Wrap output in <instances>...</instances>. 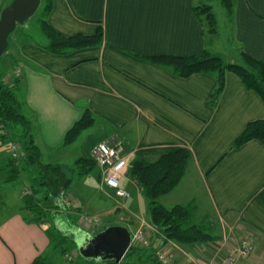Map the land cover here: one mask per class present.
<instances>
[{
	"label": "crops",
	"instance_id": "1",
	"mask_svg": "<svg viewBox=\"0 0 264 264\" xmlns=\"http://www.w3.org/2000/svg\"><path fill=\"white\" fill-rule=\"evenodd\" d=\"M12 1L0 0V16ZM49 3L47 19L58 32L94 35L101 30L103 36L99 44L65 54H54L22 33L10 36L2 61L5 79L18 88L41 157L47 155L46 163L55 164L52 157L67 154L64 150L82 134L69 145L66 134L86 108L96 117L94 126L104 136L118 135L131 157L153 162L188 148L193 161L178 186L165 195L176 196L174 202H160L169 208L198 202L197 212L208 219V226L217 220L251 233L254 257L243 258L242 264L251 258L252 264H264V144L253 139L233 147L249 121L264 119V100L236 73L227 72L224 89L212 104L215 74L183 77L144 57L190 56L207 49L228 63H242L243 52L261 58L264 0H234L232 14L223 11L222 26L217 20L223 35L211 38L194 10L198 0H41L39 8ZM8 157L0 141V168ZM188 176L194 186L199 184L206 203L179 188ZM133 195L123 204L134 213L144 207L150 222L148 200L140 192ZM72 232L76 237L88 231L75 227ZM161 238L158 232L157 243ZM189 246L174 248L178 264H200ZM51 250L46 225L27 222L20 210L0 220V264H31L42 254H50L51 260ZM219 254L218 261L228 255Z\"/></svg>",
	"mask_w": 264,
	"mask_h": 264
},
{
	"label": "trees",
	"instance_id": "2",
	"mask_svg": "<svg viewBox=\"0 0 264 264\" xmlns=\"http://www.w3.org/2000/svg\"><path fill=\"white\" fill-rule=\"evenodd\" d=\"M209 1L200 0L201 3L195 6L194 10L203 25L205 20L209 23V32L214 34L217 32V19L212 4L207 3ZM221 2L228 12L233 11L234 0H221ZM50 10L51 3L42 6L38 10L41 38L37 39L32 35H28L30 40L54 54H65L101 42L103 36L101 30L94 35L76 34L68 36L58 32L48 22L47 18ZM10 45L9 40L6 52L0 57V125H2L0 127H3L4 130L3 133H0V141L18 142L21 146L23 158L9 157L6 165L0 168V172H8L4 182L12 183L20 178L22 169L36 165L40 166V174L34 176L31 180L29 187L31 193L25 192L22 197L23 206L20 211L27 222L46 225L49 222V216L53 219L61 214L64 216V206L61 199H57L59 191H62L61 188L66 190L70 188L76 174H90L96 167V162L90 156L79 157L70 166L60 163H42L40 161L41 149L35 137L32 122L23 111V102L18 96V88L9 84L5 79L2 61ZM144 57L154 63L171 68L176 74L183 77L199 72L215 74L218 86L212 94V104H216L224 89L227 72L236 73L246 88L257 92L264 100V55L261 58H256L243 52L242 63H228L221 55L212 53L207 49L190 56L156 54L145 55ZM95 122L96 117L93 112L86 108L83 116L67 132L65 144L69 145L75 142L85 130L94 126ZM253 139H258L264 144V119L249 121L234 140L233 147H240ZM18 159L23 161V168L20 166ZM192 161L193 153L190 149L178 148L165 153L160 159L153 162L138 155H133L130 158L128 170V175L148 200L152 225L163 235L164 240L170 239L182 245L207 242L220 237L212 233L214 226H208L207 221L193 223L196 211L194 203L177 204L169 208L160 202L163 196L169 194L178 186ZM99 180L101 181V174ZM66 181L67 183L64 186ZM7 208V203L0 199V215ZM66 222H62V226L56 224L60 241L52 246L51 253L59 250L62 255H65L68 252L65 244L75 239L72 235V231L76 227L75 224L71 222L72 224L68 225ZM63 224H65V228ZM155 250L153 245L149 247L132 246L120 263H115L112 260L86 259L80 253L78 255L82 260L74 258L68 260V262L69 264H161L155 256ZM31 264H50V254L39 255Z\"/></svg>",
	"mask_w": 264,
	"mask_h": 264
},
{
	"label": "rangeland",
	"instance_id": "3",
	"mask_svg": "<svg viewBox=\"0 0 264 264\" xmlns=\"http://www.w3.org/2000/svg\"><path fill=\"white\" fill-rule=\"evenodd\" d=\"M200 0H198V4H200ZM213 6V12L217 20L221 23V19L224 20L223 11L225 7L223 6L221 0H210L209 2ZM40 9V8H39ZM230 15L232 12H228ZM204 18V16H203ZM205 20V18H204ZM217 21V32L212 34L209 32L210 25L207 21H204V29L207 37L216 36L217 34H221V29L219 23ZM222 26V23H221ZM22 33V35L33 36L34 38L40 39V16L39 11L35 13L33 16L29 17L24 23H21L17 26L16 30L12 34ZM220 37V36H219ZM1 133V132H0ZM113 133H111L112 135ZM108 139V136H104L99 127L92 126L91 128L85 130L82 133V136L79 140L73 144L72 146H67L64 151H68L65 155H59V157H52L55 162L66 165H73L74 162L82 156H90L91 151L95 144L100 141H105ZM5 144V148L9 150V157H12L11 146L12 141L6 140L1 141ZM8 157V158H9ZM23 158L21 155L19 158ZM51 157V156H50ZM20 162V166L23 168L22 160L18 159ZM46 160H50L49 156L44 155V157H40V161L42 163H46ZM57 164V163H55ZM40 166H31L25 169H22L21 176L17 181L12 183H5L4 180L7 178L8 172H0V199H3L8 208L2 212L0 215V220L6 217L8 214H11L15 211H18L23 206L22 197L24 193H31L30 183L34 176L39 175ZM100 169L97 164L96 167L90 174L87 175H79L76 174L74 176L73 184L70 188L60 190L57 196V199H61V203L64 206V216L58 215L55 216L54 219L49 216V222L46 224L48 231L52 237V246H55L60 241V235L57 231V225L60 226L62 222L67 221L68 225L72 223L75 224L78 230H85L92 234L97 233L99 230L104 229L109 225L121 224L125 225L129 228L135 229L140 226L143 221H148V216L145 208L137 207L136 213L128 211L127 207L124 203L125 200L120 199L114 195L112 190L104 185H99L101 182L100 178ZM130 177V176H129ZM131 178V177H130ZM68 181V180H67ZM64 182V186L66 185ZM134 182V181H133ZM131 197H134V193L140 192V195L143 196L142 192L139 188L133 183H131ZM184 189L186 194L193 193L196 194L201 200L202 203H206L204 201V196L202 194L201 187L194 186L190 176H188L182 183L179 188ZM201 190V191H200ZM41 196V195H40ZM63 198V200H62ZM176 196H163L161 199L167 204H172L175 200ZM127 204V203H126ZM197 208L194 214L193 223H201L206 222L208 219L202 215V213L198 211V202L194 203ZM198 204V205H197ZM128 205V204H127ZM128 211V212H127ZM66 214V215H65ZM137 216H134V215ZM210 217L216 219L213 214H210ZM55 220V221H54ZM72 222V223H71ZM57 224V225H56ZM206 224H208L206 222ZM214 229L212 231L213 234L219 235L220 237L215 240H210L207 242H199L194 244H189L190 248H192L191 254L192 256L200 263L206 264L211 260L216 262L220 259V254L227 255L232 250H234L242 240V237L246 235L248 232L240 230L237 225H231L230 223H219L217 220L213 223ZM65 224H63L64 227ZM62 226V225H61ZM65 228V227H64ZM158 231V230H157ZM156 231V232H157ZM158 233V232H157ZM157 233L153 235L151 245L161 246L164 243V240L161 238L162 243H157L156 237ZM74 235V234H72ZM75 238V236H74ZM75 240V239H74ZM70 241L65 244V247L68 248V252L65 255H62L61 251H54L53 256L50 262L52 263H62L68 262L71 260L69 256H73V259H80L79 250L75 243V241ZM180 245L178 242H176ZM160 244V245H159ZM188 247V245H185ZM220 251V252H219ZM219 254V255H218ZM254 257V256H253ZM252 257V258H253ZM247 260L248 263L252 264V259ZM216 264V263H215ZM259 264V262H256ZM261 264V263H260Z\"/></svg>",
	"mask_w": 264,
	"mask_h": 264
},
{
	"label": "built area",
	"instance_id": "4",
	"mask_svg": "<svg viewBox=\"0 0 264 264\" xmlns=\"http://www.w3.org/2000/svg\"><path fill=\"white\" fill-rule=\"evenodd\" d=\"M0 132H4L3 127H0ZM11 152L13 158H19L22 155L21 146L18 142H13ZM91 157L100 169L101 185L110 188L114 195L120 199L129 198L131 196L129 186L134 182L128 175L131 156L126 152L123 140L116 134L109 136L107 140L94 145ZM130 230L132 235L131 247L151 246L152 237L157 231L149 221H143L140 226ZM175 247L179 248V245L175 241L167 239L156 248L155 256L161 264H178L174 254ZM253 253L254 240L252 234L248 232L242 237L239 245L217 264H242V259L252 257ZM69 258L73 259V256H69Z\"/></svg>",
	"mask_w": 264,
	"mask_h": 264
},
{
	"label": "water",
	"instance_id": "5",
	"mask_svg": "<svg viewBox=\"0 0 264 264\" xmlns=\"http://www.w3.org/2000/svg\"><path fill=\"white\" fill-rule=\"evenodd\" d=\"M41 0H13L0 16V57L9 46L11 34L39 9ZM131 231L121 224L105 227L92 234L85 232L75 237L79 253L86 259L120 263L131 247Z\"/></svg>",
	"mask_w": 264,
	"mask_h": 264
}]
</instances>
